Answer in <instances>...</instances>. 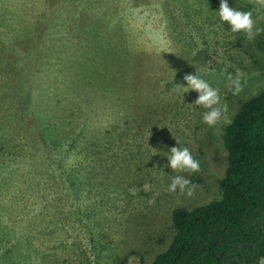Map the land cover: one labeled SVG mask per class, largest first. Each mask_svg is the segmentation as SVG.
I'll return each instance as SVG.
<instances>
[{
	"label": "rangeland",
	"instance_id": "374dc122",
	"mask_svg": "<svg viewBox=\"0 0 264 264\" xmlns=\"http://www.w3.org/2000/svg\"><path fill=\"white\" fill-rule=\"evenodd\" d=\"M228 4L264 28L255 0ZM219 5L0 0V264H149L176 207L222 197L223 135L264 89V33L232 32ZM186 73L219 91L214 126ZM173 146L200 171L171 170ZM176 175L192 196L168 191Z\"/></svg>",
	"mask_w": 264,
	"mask_h": 264
},
{
	"label": "trees",
	"instance_id": "16d2710c",
	"mask_svg": "<svg viewBox=\"0 0 264 264\" xmlns=\"http://www.w3.org/2000/svg\"><path fill=\"white\" fill-rule=\"evenodd\" d=\"M223 139L222 197L176 207L172 240L149 264H252L259 244L264 257V89L240 103Z\"/></svg>",
	"mask_w": 264,
	"mask_h": 264
},
{
	"label": "clouds",
	"instance_id": "9594fccd",
	"mask_svg": "<svg viewBox=\"0 0 264 264\" xmlns=\"http://www.w3.org/2000/svg\"><path fill=\"white\" fill-rule=\"evenodd\" d=\"M255 2L264 7V0H255ZM218 16L221 21L227 22L231 31L245 33L247 39L252 40L257 35L264 33V28L256 27V22L252 17L251 11L238 10L235 7H230L228 0H220ZM239 73L236 80H233L234 94H238L240 89ZM187 82L186 91L189 89L195 90L198 93L194 103L206 109L202 114V121L209 126H214L222 116V108L220 107L221 97L219 91L211 87L206 81L201 79L196 73H186L183 77ZM231 80V74H229ZM178 142V141H177ZM167 166L175 172H188L193 174L200 171V163L196 160L191 151L187 147L181 148L173 146L168 151ZM180 190L182 194L192 196L195 185L183 175H176L171 178L168 186V191L176 192ZM135 194V190H130ZM260 264H264V260H260Z\"/></svg>",
	"mask_w": 264,
	"mask_h": 264
},
{
	"label": "water",
	"instance_id": "95a60500",
	"mask_svg": "<svg viewBox=\"0 0 264 264\" xmlns=\"http://www.w3.org/2000/svg\"><path fill=\"white\" fill-rule=\"evenodd\" d=\"M263 224H264V219H263L262 222H261V225H263ZM241 245H242V244L236 243V248H240ZM244 257H246L245 254H244ZM256 257H257V258H256ZM254 258H256V259H255L256 263H259L260 260H261V249H260V244H259V247H256V248H255ZM231 261H232V259H230V260H228V261H226V262H223V263H221V264H229ZM246 263H247V262H246Z\"/></svg>",
	"mask_w": 264,
	"mask_h": 264
}]
</instances>
